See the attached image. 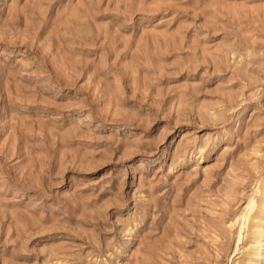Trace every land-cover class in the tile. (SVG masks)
Listing matches in <instances>:
<instances>
[{
    "label": "rangeland",
    "instance_id": "rangeland-1",
    "mask_svg": "<svg viewBox=\"0 0 264 264\" xmlns=\"http://www.w3.org/2000/svg\"><path fill=\"white\" fill-rule=\"evenodd\" d=\"M0 264H264V0H0Z\"/></svg>",
    "mask_w": 264,
    "mask_h": 264
}]
</instances>
